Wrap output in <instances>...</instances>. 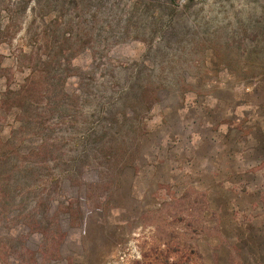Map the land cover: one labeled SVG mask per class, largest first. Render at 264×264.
<instances>
[{
	"label": "rangeland",
	"instance_id": "obj_1",
	"mask_svg": "<svg viewBox=\"0 0 264 264\" xmlns=\"http://www.w3.org/2000/svg\"><path fill=\"white\" fill-rule=\"evenodd\" d=\"M18 128L43 147L0 196V264H264V0H0Z\"/></svg>",
	"mask_w": 264,
	"mask_h": 264
},
{
	"label": "trees",
	"instance_id": "obj_2",
	"mask_svg": "<svg viewBox=\"0 0 264 264\" xmlns=\"http://www.w3.org/2000/svg\"><path fill=\"white\" fill-rule=\"evenodd\" d=\"M29 88L27 89V91L25 92L26 95H24L25 97L23 98H16V100L20 99L19 101H26L28 100V108H27V118L23 119V121L27 122V124H33L34 122H36V120L38 118H36L35 116H33V114H31V110L34 107L33 102L36 100L35 96H37L38 94H40V89L37 86V82L35 81L34 77H31L29 79ZM163 85V84H162ZM163 88L159 87V86H145L141 89V92L139 93L138 96H136L134 99L137 100V102H143L146 104H149L151 102H153L154 100H159L160 98V92ZM34 95V99H32ZM21 96V95H20ZM4 104H9L8 102H4ZM25 105V104H24ZM13 106H17L16 104ZM11 107V106H10ZM24 111V109H23ZM119 125L120 128L123 130V127L125 126V122L124 120L119 121ZM21 129L18 128L16 131H14L13 137H11L10 139H8L7 141L4 140H0V196H4L5 194L10 190L12 183H18L20 180L24 179V175L28 176V175H32L33 172L36 171V164L33 162L34 157L37 156L38 152L41 150V148L43 147V142L40 144H36L33 146V142H35L34 139H31L30 137L28 138V140L30 142H32L31 140H34L32 143H30L31 145L29 146L30 150L28 151H24L26 149V146H24L23 142H25V140L22 139H18V134L19 131ZM35 132H38L37 130L34 129ZM132 129H128V132L125 134L126 136L131 134ZM119 134L120 136L122 135L121 130L119 129ZM125 136V137H126ZM117 137V136H116ZM128 142L127 138L119 143H112L111 144V148L109 149V157L106 155V160H111L113 159L117 164L118 162H120L118 154L123 152V149L125 148L124 143ZM115 150V151H114ZM10 151V152H9ZM24 151V153H23ZM8 152V153H7ZM14 155H13V154ZM23 153V154H22ZM10 154H12L10 156ZM22 154V155H21ZM22 157V158H21ZM22 160V164H19ZM126 162L122 161L121 162V171L120 174L128 167L132 166V163L128 160H125ZM24 166V168L22 169L21 167ZM25 170L26 173H24L23 171ZM30 175V176H31ZM120 176V175H119ZM15 193V192H14Z\"/></svg>",
	"mask_w": 264,
	"mask_h": 264
}]
</instances>
